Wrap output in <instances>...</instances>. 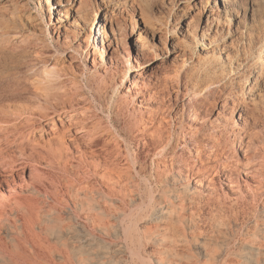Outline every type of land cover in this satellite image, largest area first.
<instances>
[{"label": "rangeland", "instance_id": "rangeland-1", "mask_svg": "<svg viewBox=\"0 0 264 264\" xmlns=\"http://www.w3.org/2000/svg\"><path fill=\"white\" fill-rule=\"evenodd\" d=\"M206 1L194 6L192 0H85L83 10L77 13L80 15L69 10L65 20L69 22V28L58 35L50 23V13L43 0H0V109L13 107V112L22 113L25 117V111L41 104L47 106L42 99L35 98L33 93L35 85L32 84V79L35 73L40 74L44 68L42 64H38L36 55L41 54L42 59L56 63L59 68L67 67L69 58L62 57L59 52L70 54L71 49L80 41L85 42L89 28L82 18L93 16L98 21L100 9L107 8L113 9V28L117 37L125 43L123 42V48L117 49L116 60L120 66L118 72L111 70L109 55L104 53L99 54V68H108V77H115L120 84L124 71L144 65L141 86H137V89L134 87L127 94L124 92L127 90L125 85L120 94L124 95L128 116L125 119L120 118L118 125L125 135L130 133L126 136L137 135L134 140L135 148L142 134L133 127L135 120L139 119L138 115L148 112V103L156 104L157 100L160 102L163 98L168 102L177 90V81L185 86L187 84V95L194 93L195 85H213L206 94L211 99L225 97L231 92L229 94H233L237 109L238 106L248 107L245 109L248 115L253 111L255 116L259 115L260 119L257 121L254 116H250L254 125L259 123V127L263 126L264 71L263 74L258 73L259 68L264 66V58H260L258 54L264 48V0H227L228 10L224 9V2L221 0L219 9L216 7L209 22H206L205 17ZM186 6L188 9H185ZM138 48L143 53L136 58ZM99 51L101 52L100 47ZM4 58L7 61L13 60V63L20 66L17 68L21 71L5 70ZM87 62L88 66L80 65L79 60L74 64L80 65L81 70L85 68L88 75L95 74L96 69H91V62L85 60ZM29 64L35 65L32 74L25 67ZM130 75H133L132 71ZM156 93L158 95L155 97ZM102 103L106 107L108 99L103 98ZM168 107L170 105L166 107V115ZM257 108L261 111H255ZM101 116L104 117V114ZM179 118L172 120L169 132L174 137L183 139L188 124L186 119L182 122ZM167 119L170 120L169 117ZM51 137L43 140L48 142ZM72 137L71 133L68 145L53 144L44 148V144H40L43 149L40 170L45 173L47 188L56 200L52 207V221H47L46 216L41 214L36 219L35 228H27L22 220L13 217L0 223V255L3 256L0 264H264V217L259 216L260 212L253 208L252 203L241 204L238 208L227 202L217 213L213 211V203L190 192H184L186 185H194V180L187 182L179 176L181 166L177 159L180 149H177V155L174 156L176 162L174 161L173 166H170L172 157H166L168 168L162 175L160 192L164 200L175 203L174 212L169 219L166 217L157 220V215L148 216L147 219V212H141L139 208L143 207L142 204L146 207L150 203L149 184L145 180L150 170L149 157L143 161L147 171L140 172L142 177L133 175L126 179L127 176L123 173L125 169L121 166L124 157L114 156L112 159L116 163L110 171L118 174L124 181L115 183L111 177L105 175V140L99 138L98 180L93 172L95 163L89 149L84 142L80 149L77 143L70 141ZM185 137L188 140L187 134ZM137 150L142 157L146 156V151H142V148ZM232 154L235 155L234 152ZM119 161L121 164H118ZM31 168L27 164L25 169L29 172ZM173 192L180 193L178 199L173 197ZM263 198L264 195L258 201L259 206L264 205ZM43 199L39 196L40 206H44ZM136 215L138 219L141 217L138 226L144 241H138L136 234L124 232L130 220L137 218ZM256 221L263 223V226L257 227L254 224ZM95 223L97 228H93ZM256 247L260 250L254 251ZM133 250H139L141 258L133 255Z\"/></svg>", "mask_w": 264, "mask_h": 264}, {"label": "bare ground", "instance_id": "bare-ground-1", "mask_svg": "<svg viewBox=\"0 0 264 264\" xmlns=\"http://www.w3.org/2000/svg\"><path fill=\"white\" fill-rule=\"evenodd\" d=\"M43 1L46 5L45 8L50 13V23L53 24L54 32H57L58 35H60L62 31H65L67 27L69 28V22L65 21L69 10L74 11L76 15H80L77 13L83 10L85 3V0H80L79 2L77 0ZM222 1L224 2V9L228 10V5L226 4L227 0ZM202 3L203 0H192L194 6L197 4L201 5ZM220 3L221 0L206 1V22L213 16L216 7L219 9ZM76 4H78V7L75 8ZM186 8L188 9L187 6L185 9ZM99 12L101 15L98 21H96V18L93 16L87 19L82 18L85 20L82 21L86 24L87 28H89V34L87 38L84 39L85 42L83 41V43L80 41L75 47L72 46L73 49H71L70 54L59 52L62 57L67 56V58H69L70 62L67 67L59 68L56 63L52 64L48 60L42 59L40 57L41 54L36 55L38 57V64H42L44 68L40 74L35 73L32 79V84L35 85L33 93L35 98L42 99L45 104L47 103V106L41 104L39 107L25 111L27 115L25 117H23L22 113L13 112V107L0 109V223L10 218L12 219L13 217L19 221L22 220L27 228H35L36 219L39 218L41 214L46 216L47 221H52V207L56 200L52 198L51 192L47 188V181L44 178L45 173L40 170V167H42V161L40 160L42 157L41 152L43 150L40 148V144H44L43 147L53 144L68 145L71 133L73 137L70 138V141H72V143H77L78 147L81 149L82 142H84L86 148L89 149L90 156L95 163L93 172L98 180L100 158H98L97 148L100 146V141L98 142L99 138L105 140V144L103 145L106 152L103 160L104 167L107 169L105 175L111 177L115 183H121L123 178H119L117 176L118 174L115 175L110 171L114 163H116L112 159L114 156L116 158L121 155L124 157H122L124 163H122L121 166L125 169L123 173L127 176L126 179L133 175L141 176L140 172L147 171V166L143 165V161L145 158L147 159V157H149L150 170L148 176H145V180L149 184L150 203L148 205L146 204L147 206L144 207V204H142L143 202H140L143 207H138L141 212H147V219L152 215H157V220H162L166 217L169 219L174 212L173 206L175 203L171 200H164V196L161 195L160 192L162 175L168 168L166 157H172L170 159V166H173L176 159L174 156L175 154L177 155V149H180V154L177 159L181 166L179 176L185 178L187 182L191 181V179L194 180V185H186L183 190L184 192H190L201 199H206L213 203V211L217 213L227 202L238 208L241 204L249 205L252 203L253 208L256 209L257 212H260L259 216L264 217V205H261L262 203L260 202L261 206H259L258 203L259 199L264 195V125L262 124L263 126L260 125L261 127H259L257 125L259 123H257L255 127L250 117L254 116L253 118L257 121V119H260L259 115L255 116L254 111L248 115L245 112V109L248 107L238 106L237 109L235 105L236 100L234 101L232 97L233 94H229L231 92L227 93L225 97L222 96L223 98L219 96L211 99L209 98L210 96L208 97L206 94L210 88L214 87L213 85L207 87L195 85V87H193L194 93L192 92V95H187L185 93V89L187 91L188 88L187 84L186 87L184 83L181 84L177 81V90L170 96L168 102H166L164 98L161 99L164 92L160 97L161 101L159 102V100H157L156 104L148 103L150 106L149 109H146L148 112L138 115L139 117H137L139 119H136L133 123L135 130L142 133L137 144L135 143L137 148H142V151H146V156L142 157L140 155L141 152H138L134 145V140L137 135L126 136L127 133H130L127 132L125 135L119 128L118 121L120 118L125 119L126 116H128V108L123 101L124 95H120L121 90L124 89L125 85L127 87V90L124 91L125 93L130 92L134 87L137 89L136 87L141 83L140 80L144 79V77H141L144 65H139L136 68H129L130 70L124 71L120 84H118L119 82L116 81L115 77H108V68L107 70L99 68L101 61H99V54L104 53L109 55L111 70L113 69L118 72L120 66L116 60L117 49L123 48L125 43L119 39L120 37H117L113 28V9H100ZM184 16H186L185 13ZM78 20L80 21L81 19ZM108 25H110L109 28L107 27ZM73 27L75 28V26ZM187 30L189 29L187 28ZM13 36L15 35L13 34ZM99 47L101 52L99 51ZM125 47L124 49L126 50ZM82 48L84 51H80ZM142 53L143 50L141 51L140 48L139 51L138 48L135 57L139 58ZM258 55L260 58H264V48H261ZM132 57L135 58L133 55ZM7 58H4L5 62L3 68L5 70L20 69L17 68L20 67L19 65L13 63V60L7 61ZM78 60L80 65L85 64V66L89 64L88 62L85 63V60L91 62L90 67L91 69H96L95 74L90 73L88 75L85 68L81 70L79 67L80 65L77 66L74 64ZM34 66L35 65L29 64L25 67L26 70H30V74H32ZM131 71L133 75H130ZM263 71L264 66H261L258 74H263ZM157 95L158 93H156L155 97ZM8 97H6V99ZM13 98H15L14 95ZM103 98L108 99L106 107L102 103ZM262 98L264 97L262 96ZM52 100H55V102ZM252 101H254V99ZM167 105H170V107H168V115H166L167 113L165 114ZM255 111L261 110L257 108ZM237 113H239L238 117ZM101 114H104L105 119H102L104 117H102ZM261 114L262 113H260V115ZM167 117H169L170 120H168ZM178 117H180L179 119H181L180 121L182 122L186 119L188 124V129L183 135V139L179 136L174 137V135L169 132V126L172 120H176ZM186 134L188 135V140L185 139ZM48 136L52 137L49 138L48 142L44 141L43 139ZM231 151L234 152V156L233 154L231 155ZM27 164L32 166L29 172L25 169ZM118 164H121L120 161ZM49 177L47 178L49 179ZM141 179L144 180L143 178ZM242 184L245 185H243L245 189H243ZM34 196H38V199ZM39 196L44 198V206L38 204ZM179 196L180 193L173 192L174 198L178 199ZM20 213H22L21 218L19 217ZM243 213L245 215V210ZM136 216L137 218L134 217L130 220L131 222L129 226L127 225L128 228H125L124 232L138 235L137 239L141 241L144 238L142 234H140L138 226L141 217L138 219V215ZM146 218L144 217L145 220ZM156 218L155 221H157ZM241 223L243 224L242 221ZM254 224H256L257 227H259V225H261V227L263 226V223L261 224L258 221ZM236 226L238 227V225ZM93 228H97L96 223ZM255 250L260 249L256 247L254 248V251ZM138 251L133 250V255H139V258H141V253L139 254ZM247 257L248 256H246V258ZM0 258H3V256L0 255ZM142 260L146 261L145 258Z\"/></svg>", "mask_w": 264, "mask_h": 264}]
</instances>
